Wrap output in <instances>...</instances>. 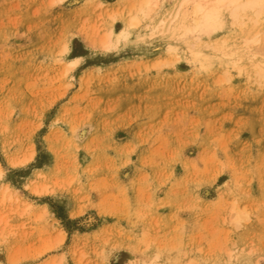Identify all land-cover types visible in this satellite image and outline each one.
<instances>
[{"label":"rangeland","instance_id":"rangeland-1","mask_svg":"<svg viewBox=\"0 0 264 264\" xmlns=\"http://www.w3.org/2000/svg\"><path fill=\"white\" fill-rule=\"evenodd\" d=\"M131 4L0 0V189L22 194L0 193V264H264V86L142 27L103 50ZM248 17L212 37L224 60L264 29Z\"/></svg>","mask_w":264,"mask_h":264},{"label":"bare ground","instance_id":"bare-ground-1","mask_svg":"<svg viewBox=\"0 0 264 264\" xmlns=\"http://www.w3.org/2000/svg\"><path fill=\"white\" fill-rule=\"evenodd\" d=\"M169 2H173L172 8L166 10L164 15L155 21L154 18L157 10L163 9V7ZM135 3L136 4H131V7H129L130 10L128 11H130V13H128L130 16L124 23L125 28L121 32L116 33L115 30L110 27L107 31H105L106 33L104 32V35H102L103 33L101 34L102 37H99V44L103 50L107 51L113 47H117L121 41L128 39L132 31H140V28L142 27L145 29L144 34H148L149 37H165L167 40V47L165 48H167V50H175L177 49V42H184L187 48L191 49L194 61L198 62L200 66L206 70L212 67L214 61H218V63L226 62L233 69L238 68L241 76H245L248 81L258 83V85L262 84L264 86V29L261 31L257 29L258 32L254 31L253 33L256 32L254 35L253 33H251L252 35L247 33L248 35L244 37V41L241 45L245 51L242 52L241 56L239 55V52L237 55L240 57H237V59L224 60L226 56L234 55L233 50L229 49L226 41H211L215 34L227 28V23L229 25H237L238 27L245 24V22H243L244 20L242 21L241 19L248 13L251 14V17H248V20L253 23L252 25L257 26V24L260 23V17L264 12V0H137V2L135 0ZM203 36L207 37L211 42L201 43V38ZM228 38L229 36L226 38V40ZM245 60H249L250 66L246 69H242L244 62H246ZM78 61V58H74L70 62L69 68H74L79 63ZM225 71L228 73L229 70L227 71L226 68ZM226 73H224V76L227 75ZM2 175L3 167L0 164V177H2ZM43 185L38 184L33 188L30 187L32 189L31 191L39 196L45 194L47 193L48 186ZM4 189L5 190L2 189L3 192H1L0 189V193H4L3 195L1 194L3 200L5 198L12 200L13 197V201L16 200L15 198L19 200L22 195H20L19 191H14L11 189L10 185H5ZM1 201L2 199L0 202ZM20 201L23 203V200ZM232 204V207L230 206L231 212L229 214V223L238 228L243 226L252 218V213L247 206H240L235 200L232 202ZM24 206L29 211V208H31L33 205L31 202L25 201L23 207ZM24 212H27L26 209ZM42 212L45 213L44 211ZM62 232L63 231H61V235L57 241V244L62 243L64 240ZM235 256H237V254ZM159 257L160 255L157 253L155 260H157ZM10 258L9 262L14 264L15 260H13V258L10 260ZM236 259L234 258V260ZM79 260H82V258H79L76 262L78 263ZM189 260L190 261L187 260L188 262L185 264H196L197 262L192 258H189ZM16 261L18 262V260ZM57 262H55V264ZM80 263L81 262H79V264ZM142 264H145V262H142ZM249 264L251 263L249 262ZM255 264L259 263L255 262Z\"/></svg>","mask_w":264,"mask_h":264}]
</instances>
